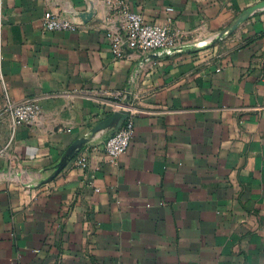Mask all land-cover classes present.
Segmentation results:
<instances>
[{
  "label": "crops",
  "instance_id": "obj_1",
  "mask_svg": "<svg viewBox=\"0 0 264 264\" xmlns=\"http://www.w3.org/2000/svg\"><path fill=\"white\" fill-rule=\"evenodd\" d=\"M91 1L89 20L71 15ZM120 1L182 45L120 56L106 0H0V107L4 88L41 104L0 156V264H264V4ZM45 9L78 25L43 30ZM121 107L134 119L123 152L106 154L105 128L54 172ZM10 135L0 112V146Z\"/></svg>",
  "mask_w": 264,
  "mask_h": 264
},
{
  "label": "built area",
  "instance_id": "obj_2",
  "mask_svg": "<svg viewBox=\"0 0 264 264\" xmlns=\"http://www.w3.org/2000/svg\"><path fill=\"white\" fill-rule=\"evenodd\" d=\"M106 2L113 10L109 13L112 21L109 37L111 49L116 55L121 56L128 49H135L147 58L148 52L152 51L157 54L172 52L182 45L180 33L173 31L170 25L148 20L142 12L128 8L120 0H106ZM172 9V5L166 6V10ZM77 25L78 23L73 17L63 14L59 10L45 9L41 17L43 30L67 29ZM128 110L129 113L121 126L110 132L104 139V151L110 157H115L123 152L132 137L134 119L132 111ZM0 112L7 116L11 127L10 138L0 146V156H4L17 125L38 119L41 114V104L33 98L17 102L4 88ZM15 158L14 156L9 157L12 167L16 161Z\"/></svg>",
  "mask_w": 264,
  "mask_h": 264
},
{
  "label": "water",
  "instance_id": "obj_3",
  "mask_svg": "<svg viewBox=\"0 0 264 264\" xmlns=\"http://www.w3.org/2000/svg\"><path fill=\"white\" fill-rule=\"evenodd\" d=\"M264 4V0L259 1L256 3L255 6L251 7L253 9L256 6H260ZM249 9L246 13H243L242 15H239L227 28L224 30L218 32L217 35H215L211 41H216L219 39L221 36L225 35L226 32L230 31L233 27L236 26V24L247 15ZM95 12V7L92 3L90 2V5L86 9L82 10H76V11H71V15L78 17L82 19V21H87L89 20L92 15ZM154 54H157L154 52ZM129 113V110L126 107H121L118 110H114L109 116L101 119L98 121L94 126H92L89 131L81 135L80 137H77L61 154V156L58 158L57 162L55 163L54 167V172L60 171L66 163L74 156V154L77 152V150L87 141L91 140L92 138L95 137V135L100 131L105 128L113 127L114 130L117 129L121 124L123 123L124 119L127 117Z\"/></svg>",
  "mask_w": 264,
  "mask_h": 264
},
{
  "label": "rangeland",
  "instance_id": "obj_4",
  "mask_svg": "<svg viewBox=\"0 0 264 264\" xmlns=\"http://www.w3.org/2000/svg\"><path fill=\"white\" fill-rule=\"evenodd\" d=\"M209 38H203V39L200 38V39L197 40V42L194 45H198V48H204V47L210 46L214 42H212L210 44H207V42L209 41Z\"/></svg>",
  "mask_w": 264,
  "mask_h": 264
}]
</instances>
